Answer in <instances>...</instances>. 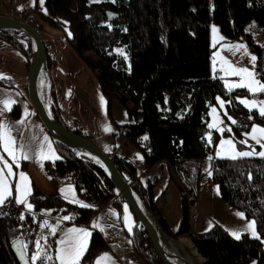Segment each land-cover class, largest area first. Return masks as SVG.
Wrapping results in <instances>:
<instances>
[{
    "label": "trees",
    "instance_id": "16d2710c",
    "mask_svg": "<svg viewBox=\"0 0 264 264\" xmlns=\"http://www.w3.org/2000/svg\"><path fill=\"white\" fill-rule=\"evenodd\" d=\"M45 6L47 11H38L37 15L53 27L67 23L71 31L68 44L97 71L101 90L108 98L109 113L114 100L126 109L131 121L116 124L113 136L134 145L146 168L165 161L169 163L180 190L195 196L199 193L205 166L212 160V179L218 185L221 198L247 218L254 219L260 237L245 233L241 238H234L217 225L207 232L193 231L191 209L185 196L180 224L176 231L171 230L158 211L159 198L154 193L157 176L142 180L134 162L122 160L115 150L109 152L165 231L175 238L189 237L206 259L205 264H264V156L216 157L214 145L218 133L213 143L208 140L211 107L218 97L238 114L252 115L264 124L263 114L256 109L248 110L239 101L250 96V90L227 87L223 77L213 74L211 68L212 20L218 22L231 39L243 35L246 23L252 19L260 21L264 32V0H106L94 3L45 0ZM37 17L32 16L29 22L39 29L42 26H38ZM0 38L24 54L23 42L2 34ZM247 41L254 45L251 35ZM119 48L124 52L117 51ZM48 62L50 66L52 62L56 65L49 55ZM258 78L264 83V72ZM3 81L6 79L0 78V84ZM261 95L264 96V90ZM11 113L14 118L21 116L17 104ZM56 118L68 124L59 114ZM73 130L83 134L78 129ZM55 144L59 158L52 163V171L70 176L83 198L102 205L113 200L112 204L121 212L128 210L114 184L100 168ZM31 203L34 214L43 208L54 211L74 208L77 211L75 222L85 225L97 211L47 195L35 184ZM33 213H27L22 225L10 215H0V264H20L12 249L19 237H23L29 256L36 252L39 221L34 220ZM134 221L132 231L127 232L135 251L148 264H162L147 232L135 217ZM108 249L107 237L101 230H93L83 262L95 264L96 258ZM32 263L41 264V261Z\"/></svg>",
    "mask_w": 264,
    "mask_h": 264
},
{
    "label": "rangeland",
    "instance_id": "374dc122",
    "mask_svg": "<svg viewBox=\"0 0 264 264\" xmlns=\"http://www.w3.org/2000/svg\"><path fill=\"white\" fill-rule=\"evenodd\" d=\"M1 1L6 2V4ZM1 1L0 14L7 15L9 13L6 7L16 10L26 8L31 10L29 16L25 18L27 21L32 16L39 18L37 24L42 27L37 29L46 45L50 59L56 63L55 66L53 62L51 66L49 65L51 73V102L49 105L54 116L59 114L66 119L72 129H75L73 122L78 119L74 117L83 118L82 130L89 134L92 141L99 147L103 150L107 148L111 152L116 150L118 154L125 151L131 160L136 161L140 157L139 150L126 140L116 139L113 136L116 124L130 122L131 119L118 100L113 101L111 114L109 113L108 98L101 90L97 71L68 44L67 37L71 35V31L67 23H62L60 27H53L40 19L37 15L38 11H47L45 0ZM103 1L106 0H88L90 3ZM259 1L253 0V2ZM9 15L11 14L9 13ZM246 30L252 35L254 45L251 41L248 42L242 38L239 41H234L229 37L224 40L225 34L220 24L212 20L211 68L215 74L219 73L223 77L227 87L248 88L251 95L245 96L244 99L250 105H255L257 111L264 115V96L261 95L264 83L258 78V75L264 72V32L260 21L256 19L246 23ZM23 37L25 38V36ZM19 41L25 45L24 54L15 48L8 51L0 50V75L2 79H6L3 84H0V140L6 149L4 151L6 155L0 149V198H4L0 205L9 202L6 200L9 196L14 198L18 194L19 199H22L20 201H24L27 205L24 209L30 210L32 208L30 198L34 191V184L45 183L46 172L50 176L52 171V164L50 168V162L45 161V172H41L40 159L44 157L43 159L48 160L54 159V157L59 158V156L54 141L30 104L27 92V76L25 84L22 85L21 83V65L25 60L28 70L31 46L30 42L27 44L29 41L27 38L24 41ZM117 51L124 52L123 48H119ZM219 98H221V102H225L222 97ZM224 102V113L218 112L217 105L213 107L221 119L220 124L226 122L225 127L220 126L219 136L215 141L216 157L264 156V131L258 128L259 122L256 121L253 132L249 130L250 133L247 131L241 136L238 135L232 128L233 119L231 118L228 122L224 116H228V109ZM15 104L19 106L21 111V118L18 120L11 113ZM249 116L252 117V115ZM212 119L213 121L216 119L219 123L218 117H212ZM214 135V132L208 133V140L211 143L215 139ZM256 146H261L262 149L257 151ZM173 186H176L174 180ZM199 193L204 195V207L206 205L207 212L199 203L194 204L190 214L191 225L194 221H198V224L206 231L216 225L237 227L240 231V234H237L239 238L244 235L243 233H248L251 237H260L255 220L247 218L242 211L230 206L221 198L218 185L212 179L210 161L205 166ZM177 195L182 207L181 193L178 191ZM197 197L199 199V196ZM109 202L110 205L101 210L102 212L108 208L105 212V218L100 217L96 222L98 226L99 223L105 225L104 234L108 237L111 246L109 250L104 251L96 258L95 264H139L136 260H140V257L135 251L131 236L127 232V230L132 231L133 229L134 217L129 210L121 212L116 205L112 204L113 200ZM46 210L49 209H45L42 214ZM75 215V210L67 208L66 211L60 210L58 215L53 214L51 216L58 220L63 217L71 220ZM209 217H212L213 220ZM14 219L19 225H22L26 219V212L16 214ZM38 221L39 227L35 244L47 253L45 264L89 263L88 261L83 262V256L89 248L93 230L97 229L95 224L92 226L91 224H84L82 231L77 230L75 225L73 227L66 226L64 232L60 233L56 229V225L51 224L49 219L38 217ZM170 224L171 230L176 231L180 222L177 224L172 219ZM229 229L235 233L233 228ZM47 230H51L54 235L51 241L46 239L45 232ZM178 239H181L180 242L189 240L192 243L189 237H178ZM35 257V255L32 256L34 263L36 260H40L43 264V257L39 258V255Z\"/></svg>",
    "mask_w": 264,
    "mask_h": 264
},
{
    "label": "water",
    "instance_id": "95a60500",
    "mask_svg": "<svg viewBox=\"0 0 264 264\" xmlns=\"http://www.w3.org/2000/svg\"><path fill=\"white\" fill-rule=\"evenodd\" d=\"M0 34L16 40H29L31 56L29 58L27 74L28 98L36 115L43 123L52 140L70 150L78 158L92 162L100 168L108 179L114 184L116 192L122 197L128 210L137 219L138 225L142 227L150 239V242L162 264H205L206 259L199 252L203 261L172 251L166 247L164 242H179L181 239L169 235L161 226L159 219L146 206L145 202L128 180L127 175L122 172L113 156L105 152L94 141L77 133L67 124L60 122L51 112L50 86L51 73L48 64V53L46 45L38 29L26 19L19 20L11 15L0 14ZM25 36V38L23 37ZM46 76L48 84L46 92L41 94V77ZM12 249L20 264H33L32 257L27 254L23 237H19L12 244Z\"/></svg>",
    "mask_w": 264,
    "mask_h": 264
},
{
    "label": "crops",
    "instance_id": "0c3cea01",
    "mask_svg": "<svg viewBox=\"0 0 264 264\" xmlns=\"http://www.w3.org/2000/svg\"><path fill=\"white\" fill-rule=\"evenodd\" d=\"M1 2L6 4V2H4V1H1ZM7 15H9V13ZM248 35H251V34L246 30L243 35H241L238 38H234V41H239L240 38H242V39L247 41ZM227 37L228 36L225 35L224 36V38H225L224 40H227ZM251 37H252V35H251ZM11 48H13V47L8 42H6L5 40L0 38V50L1 51H6V50L8 51V50H11ZM54 57H55V54H54ZM27 71H28L27 70V66H26V63H25V60H24V62L21 65V72H22V74H21V77H22L21 83H22V85L25 84ZM212 73L215 74V71L213 69H212ZM4 77H6V76H4ZM0 78H1V75H0ZM262 90H264V87L262 88ZM220 99L221 98L218 97L216 103L213 104V106L211 107V119H210V124L209 125H210V132H214V133H218V131H220V126L221 125L224 126V127L226 126V122L225 121L221 122V124H220V120L221 119L218 116V112L224 113V108H223V105H224L223 102L224 101L222 100L223 102H221ZM239 101L246 108H248V110H252V109L253 110H255V109L258 110L255 107V105H250L244 99V97L239 98ZM224 103H226V106H227L226 108L228 109V116L227 115H224V116H225V118H226V120L228 122H229V120L231 118L233 119V122H232V128H233V123L237 119L239 114L234 109L229 108L226 101ZM214 105H217L218 112H217V110H215L213 108V107H215ZM33 111H34V109H33ZM67 113L70 114L68 111H67ZM212 117L213 118L214 117H218L219 118V123L216 121V119L213 121ZM20 118H21V116L19 118H16V119L18 120ZM74 118H79L81 120V122H82L81 127L78 130L82 131L86 136H89V134H87L85 131L82 130L83 129V118H81L79 116H76ZM251 119H252V121H251V124H250L251 126H250L249 130L250 131L252 130V132H253L254 128L256 126V121L257 120L253 116L251 117ZM68 126L70 128H72L69 124H68ZM258 128L261 131H264V124L259 122ZM233 130H234V128H233ZM250 131L248 133H250ZM0 137H1V130H0ZM56 148H57V146H56ZM0 149L3 151V154L6 155L5 152H4L6 149H5L4 145L2 144L1 140H0ZM256 149H257V151H260L262 149V147L258 146V147H256ZM56 151L58 152V156H59L58 149ZM104 151L108 152V153L111 152L107 148L104 149ZM214 156H216V155H214ZM43 158L40 159V161H39V166H40L41 172H45V164H44L45 161L50 162L49 163V166H50L56 159H58L57 157H54V159H48V160L43 159ZM139 159H141V157H139L137 160H139ZM211 161L212 160H210V163H211ZM155 167L157 168L158 173H159L157 178H155V179H157V181H156V187L154 189L155 196L159 198V201L157 203L158 211H159L160 216L164 218V220L166 221V223L168 224V226L170 228V225H171L170 223H171L172 219L175 220V222L177 224L181 221V218H182V209L181 208L182 207H181V204L179 202V198H178L177 193H178V191L181 193L182 200L184 199L183 198L184 195H183L182 191L180 190V187H179L178 183H176V178H175L174 172L172 171V169L169 166H167L165 163H163V164L161 163V164L156 165ZM45 178H46L45 183H40V184L36 183L35 184L45 194L50 195L52 197L60 198L64 202L72 204V205H78L80 207H93L95 210H97L96 212L93 213V216H91V218H90V222L91 223L89 222V224H91V226L95 224L97 230H101L103 232V234H104V228H105L104 226L105 225L103 223H99L100 224L99 225L100 227H99L97 225L96 220H98L100 217L102 219L105 218V212L107 211L108 208L103 210L102 212H101V210L104 207L109 206L110 204L105 206V205L99 204V203H97V202H95L93 200H88V199H85L82 196H80L78 191H77V188L75 186L74 181L68 175H61V174H58V173H55L54 171H52L50 176L48 175V172H46ZM173 180L176 183L175 187L173 186ZM30 192H31V190H30ZM164 195L169 196V200H166L163 197ZM197 196H199V199H198V201L196 203H199L203 209H206V205L204 207V195H202V193L201 194L199 193ZM3 199L4 198L1 197L0 198V202L3 201ZM8 199H10V201H12V202H14L15 204L18 205V207L21 210L20 214H22L23 212H26V216H27V213H29V212L33 213L34 212L33 204H32V208L30 210H25L24 209L27 205H25L24 201H20L22 199H19L18 194L14 198L9 196L6 200H8ZM30 201H31V198H30ZM193 208H194V205H193ZM45 209H49V210H46L44 212V214H42ZM71 209H73V210H75V212H77L76 209H74V208H71ZM50 210L52 212H49ZM59 212H60V210L59 211H54L52 208H43L40 211H38L36 214L33 213L32 215L34 216V220L38 219V217L49 219L51 224H55L56 225V229L59 230L60 233L64 232V229H65L66 226L67 227H73L75 225L74 227H77V230H81L82 231V229H84L83 228L84 224H78V223L74 222V218H75L76 215L74 217H72L73 219H71V220H68V219H66L64 217L61 218V220H58L57 218H53L51 216L53 214L54 215H58ZM206 212H207V209H206ZM209 219L213 220L212 217H209ZM58 223H60V224H58ZM192 227H193V230L195 232H197V233L207 232L206 229H204L200 224H198V221H194ZM221 227L229 235H231L232 237L239 238V236L237 234H240V231H239V229L237 227H231V226L224 227L222 225H221ZM229 228H233L235 230V233H233V231H231ZM49 231H51V230H49ZM59 232H57V234H59ZM243 234H245V233H243ZM104 235L106 236V234H104ZM107 239H108V237H107ZM108 244H109V249H110L111 244H110L109 240H108ZM36 248H37V251L35 252L34 255L36 257H38V255H39V258L43 257V264H45L47 262L45 260L46 259L45 257H46L47 253L44 251V249H40L38 246H36ZM136 261L139 264H148L141 257H140V260L137 259Z\"/></svg>",
    "mask_w": 264,
    "mask_h": 264
},
{
    "label": "built area",
    "instance_id": "2783aa9c",
    "mask_svg": "<svg viewBox=\"0 0 264 264\" xmlns=\"http://www.w3.org/2000/svg\"><path fill=\"white\" fill-rule=\"evenodd\" d=\"M6 8H7V11L11 14V16H13L17 19H20V20H24L26 18V16L29 15V13L31 11V10L26 9V8H24L22 10H16L14 8H11V7H6ZM251 121H252V119L249 115L239 114L237 119L233 123L234 131L238 135H243L244 133L249 131L250 126H251L250 125ZM81 124H82V122L79 118L73 122V126L75 129H79L81 127ZM119 156L122 160L134 162L135 167L137 168L138 173H139V178L142 180H145L146 178H149V177L153 178L155 176H158V174H159L157 168L155 167L156 165L152 166L150 168H146L144 166V160L143 159H139L135 162V161L130 159V157L127 155V153L125 151L119 153ZM163 163H165L167 166H169L172 169V171L174 172V168L169 163H167L166 161ZM174 175H175V172H174ZM182 193L186 197L187 202L189 203L190 209L192 212L193 204H195L198 201V197L195 195L189 194L187 191H183ZM163 197L166 200H169V196L164 195ZM109 204H110V202H108L104 205L107 206ZM20 213H21L20 208L18 207L17 204H15L12 201H9V202H6V203L0 205V215H10V216L14 217L16 214H20ZM45 235H46V239L48 241H51L54 237L52 231H49V230L45 232Z\"/></svg>",
    "mask_w": 264,
    "mask_h": 264
},
{
    "label": "bare ground",
    "instance_id": "6f19581e",
    "mask_svg": "<svg viewBox=\"0 0 264 264\" xmlns=\"http://www.w3.org/2000/svg\"><path fill=\"white\" fill-rule=\"evenodd\" d=\"M48 79L46 76L43 75V77H41V94L44 95L46 92V85L48 84ZM46 105L47 107H49V103L47 101ZM164 244L166 245V247L172 251H178L180 253H183L191 258H193L194 260L200 261L202 262V257L200 256V254L198 253V251L196 250L195 246H193V244L188 240H182L181 242H164Z\"/></svg>",
    "mask_w": 264,
    "mask_h": 264
}]
</instances>
